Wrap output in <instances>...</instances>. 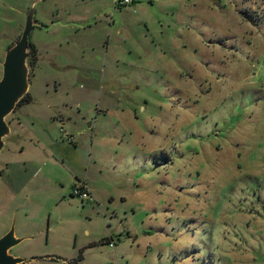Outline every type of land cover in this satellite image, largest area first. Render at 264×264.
Listing matches in <instances>:
<instances>
[{
  "label": "rangeland",
  "instance_id": "1",
  "mask_svg": "<svg viewBox=\"0 0 264 264\" xmlns=\"http://www.w3.org/2000/svg\"><path fill=\"white\" fill-rule=\"evenodd\" d=\"M32 8L35 100L6 118L0 151V239L12 228L23 239L9 254L31 260L22 264H264V0H0V79ZM61 104L72 119L117 109L100 147L92 126H74L77 154L99 172L24 168L15 117ZM92 173L95 201L71 197Z\"/></svg>",
  "mask_w": 264,
  "mask_h": 264
},
{
  "label": "crops",
  "instance_id": "2",
  "mask_svg": "<svg viewBox=\"0 0 264 264\" xmlns=\"http://www.w3.org/2000/svg\"><path fill=\"white\" fill-rule=\"evenodd\" d=\"M35 49H36V62H35V67H36L37 59H38L37 45H35ZM30 96H31V101L35 100L34 96H32L31 94ZM52 108L54 107L51 105L45 107V109L49 112H52ZM63 108L64 105L61 104L55 107L53 114L45 115L42 114L41 110H36V111L34 110L32 115H27L23 117V119L21 118L18 119L17 117H15L16 119V120L14 119L15 125L13 124L12 126L15 128V132L13 134L15 137H17V139H19V142L20 140L22 141L20 142L21 144L20 150L22 153H25L27 150L30 151L27 157L23 160L24 168L26 169L29 165L36 164L39 166L46 165V167H50V169L56 170L58 168L60 169V165H61L66 167L67 169L72 170V173L75 177H77V173H80L81 169H83L85 166H87V169L84 170V172H87V170L91 166H93L92 170L99 172V170H101V167L98 166L99 165L98 163H94V161H92L89 155H86L89 161L88 163H86L85 158L77 154L76 152V149L78 147L77 143L82 142V145H84V140L82 141L81 138L82 131L79 133L77 131V133H75L74 131H76L77 129L74 126L76 121H78V119H80L81 124H84L83 121H85L90 127L92 126L90 132H93L94 135H92L91 137L87 136L88 140L90 138L93 145L95 143L97 146L100 147V145L103 142H105L103 138V133L101 132V129L105 128L106 123L104 121L107 117H110L112 115L116 116L117 109L115 108V111H113V109L101 106L102 110L99 109L96 110V113L92 112L85 115L81 114L82 112L81 110H77L76 111L77 117L72 119L71 115L66 116L65 112L63 111L64 110ZM69 111L71 113L72 108ZM65 118H67V122H65ZM16 126L18 127V129H16ZM36 126H38V128H36ZM57 128L59 129V132L62 133V135L58 134ZM117 129L120 133L117 137H114L113 139L118 141L119 142L118 145H120L121 141L125 137V131H122V129L119 126H117ZM61 144L64 148L67 149H69V146L72 147V149L70 148L71 149L70 154L60 153L59 156L55 152L56 147ZM64 148L62 149V151H65ZM90 162L91 165H89ZM76 163L80 165L79 169L76 168L75 166ZM90 174L91 171L89 172V175ZM93 179H95V174L92 173L91 180L89 182L87 180H85L86 182L84 181L87 184L93 198V200L88 203H93L97 197L96 195L98 192V187H96V185L93 184ZM79 182L80 181L78 180V183ZM75 184H72V191L76 186ZM70 195L71 197H73L72 192L70 193Z\"/></svg>",
  "mask_w": 264,
  "mask_h": 264
},
{
  "label": "water",
  "instance_id": "3",
  "mask_svg": "<svg viewBox=\"0 0 264 264\" xmlns=\"http://www.w3.org/2000/svg\"><path fill=\"white\" fill-rule=\"evenodd\" d=\"M34 9L27 14L20 39L5 53L0 79V151L11 134V128L6 118L12 114L20 101L28 95L30 87L29 65V36L35 25ZM23 239L14 235L12 228L0 239V264H22L30 262L23 258L14 257L9 251L19 245Z\"/></svg>",
  "mask_w": 264,
  "mask_h": 264
},
{
  "label": "built area",
  "instance_id": "4",
  "mask_svg": "<svg viewBox=\"0 0 264 264\" xmlns=\"http://www.w3.org/2000/svg\"><path fill=\"white\" fill-rule=\"evenodd\" d=\"M133 3V0H114V6H127ZM72 196L80 199L82 202H91L93 200L91 192L85 182L76 185L72 191Z\"/></svg>",
  "mask_w": 264,
  "mask_h": 264
},
{
  "label": "trees",
  "instance_id": "5",
  "mask_svg": "<svg viewBox=\"0 0 264 264\" xmlns=\"http://www.w3.org/2000/svg\"><path fill=\"white\" fill-rule=\"evenodd\" d=\"M29 51L32 52L31 55L29 54V65L30 67L34 68L35 62H36V49H32L31 45L29 44ZM31 101V96L28 94L26 97H24L20 103L18 104L17 108L22 106L25 103H29Z\"/></svg>",
  "mask_w": 264,
  "mask_h": 264
},
{
  "label": "flooded vegetation",
  "instance_id": "6",
  "mask_svg": "<svg viewBox=\"0 0 264 264\" xmlns=\"http://www.w3.org/2000/svg\"><path fill=\"white\" fill-rule=\"evenodd\" d=\"M83 253V252H82ZM82 253L80 254V256H82Z\"/></svg>",
  "mask_w": 264,
  "mask_h": 264
}]
</instances>
